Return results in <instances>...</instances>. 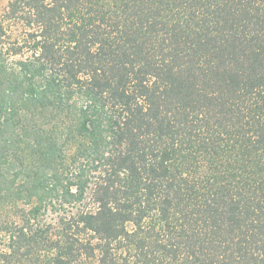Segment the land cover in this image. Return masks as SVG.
Here are the masks:
<instances>
[{
	"label": "trees",
	"instance_id": "16d2710c",
	"mask_svg": "<svg viewBox=\"0 0 264 264\" xmlns=\"http://www.w3.org/2000/svg\"><path fill=\"white\" fill-rule=\"evenodd\" d=\"M1 202L0 264H264V0H11Z\"/></svg>",
	"mask_w": 264,
	"mask_h": 264
},
{
	"label": "rangeland",
	"instance_id": "374dc122",
	"mask_svg": "<svg viewBox=\"0 0 264 264\" xmlns=\"http://www.w3.org/2000/svg\"><path fill=\"white\" fill-rule=\"evenodd\" d=\"M10 1L11 0H0V15L4 14L6 7ZM23 29L24 27H22L21 25L15 26L12 29V32L14 33L13 35L14 36L20 35L21 32H23ZM85 204L86 205L89 204L88 208L95 210L96 205L93 202H85L84 205ZM22 206H23L22 203H19V205L16 207L15 205L11 203L9 204V203L1 202L0 203V227L4 225L6 222H17L18 224L19 219L16 217L15 212L18 211L20 207ZM61 216H62L61 213H55L51 209H49L48 211L45 212V214H43L40 220L41 221L43 220L44 223L55 224ZM7 245H8V239H6L4 235H1L0 236V252H7L8 250Z\"/></svg>",
	"mask_w": 264,
	"mask_h": 264
}]
</instances>
